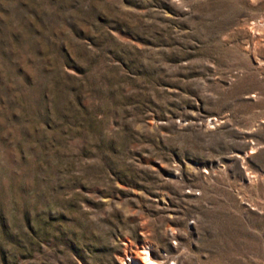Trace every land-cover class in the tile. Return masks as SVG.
<instances>
[{
  "label": "rangeland",
  "instance_id": "rangeland-1",
  "mask_svg": "<svg viewBox=\"0 0 264 264\" xmlns=\"http://www.w3.org/2000/svg\"><path fill=\"white\" fill-rule=\"evenodd\" d=\"M144 250L264 264V0H0V264Z\"/></svg>",
  "mask_w": 264,
  "mask_h": 264
},
{
  "label": "bare ground",
  "instance_id": "bare-ground-1",
  "mask_svg": "<svg viewBox=\"0 0 264 264\" xmlns=\"http://www.w3.org/2000/svg\"><path fill=\"white\" fill-rule=\"evenodd\" d=\"M147 252L148 251H146V250H144V252H143V257H144V259H143V261H142V264H154V263H156L153 259H151L149 256H148V254H147ZM132 261V260H131ZM134 261V260H133ZM135 262V261H134ZM139 263V262H138ZM160 263V262H159ZM139 264H141V263H139Z\"/></svg>",
  "mask_w": 264,
  "mask_h": 264
}]
</instances>
